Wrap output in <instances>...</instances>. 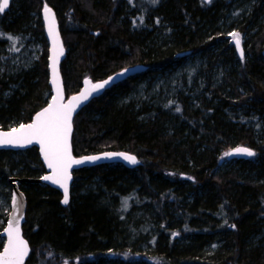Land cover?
<instances>
[{
  "label": "trees",
  "instance_id": "obj_1",
  "mask_svg": "<svg viewBox=\"0 0 264 264\" xmlns=\"http://www.w3.org/2000/svg\"><path fill=\"white\" fill-rule=\"evenodd\" d=\"M13 1L12 9L15 3L19 6L17 17L0 14V46L8 37L30 31L24 25L33 13L41 15L45 5L53 8L67 50L61 65L67 99L80 92L86 79L96 83L127 67L147 66L145 73L91 101L75 117L72 137L76 157L127 152L138 158V167L112 164L75 171L67 206L60 192L47 185L21 184L27 199L23 231L31 247L26 264H264V138L257 142L247 125L249 114H225V107L235 104L249 106L256 119L264 117V21L259 20L264 0H258L248 18L247 24L256 23L259 29L252 32L246 61L238 60L240 66L218 88L222 105L193 109L181 98L170 109L140 112L133 103L118 105L117 96L129 95L137 80L154 69L164 70L182 56L207 53L218 41H208L205 31L217 23L213 3ZM223 2L231 7L234 0ZM40 23L39 18L37 35L44 34ZM155 34L171 46H158ZM43 47L33 73L14 80L20 89L6 96L10 88L0 78L1 130L31 123L49 104L45 38ZM144 111L152 114L141 118ZM235 145L253 149L255 161H236L239 169L219 171L218 154ZM45 173L36 147L0 151L4 186H11L10 178ZM3 247L0 232V252Z\"/></svg>",
  "mask_w": 264,
  "mask_h": 264
},
{
  "label": "rangeland",
  "instance_id": "obj_2",
  "mask_svg": "<svg viewBox=\"0 0 264 264\" xmlns=\"http://www.w3.org/2000/svg\"><path fill=\"white\" fill-rule=\"evenodd\" d=\"M223 1L213 0L209 3L215 5L218 15L216 14L217 23L213 27L208 26L205 29L206 37L208 41L214 38H217L218 41L207 53L202 52L189 57L182 56L181 59H176L170 67L168 66L164 70L154 69L149 76L137 80L129 95L126 97L117 96V104L121 106L133 103L139 112L144 108L166 107L170 109L173 104L178 105L177 102L181 98L187 99L193 109H200L203 104H210L212 108L222 105L221 98L218 96V88L225 84L224 80L228 72L236 70L240 66L238 60L246 61V51L251 46L252 32L255 33L259 29L255 28L256 23L247 24L249 15L258 6V0H234L231 7L226 6ZM18 9L19 6L15 3L14 9L10 7L7 13H12L13 19L17 17ZM39 18L41 19L40 24L43 25L42 16L33 13L31 19L24 25V30L30 29V31L21 32L17 37L11 36V39L8 37L4 45L0 46V53L4 56V60L0 61V78H3L10 88L6 92V96L21 88L22 85L14 80L32 72L41 62L44 54L43 38H45V33L43 35L34 33ZM259 20L264 21V14ZM232 33L240 35V41L245 51L243 60L236 53ZM155 36H157V41L154 42L158 46H171L170 42L163 43L164 38L160 34H155ZM231 51L234 55L232 59L229 57ZM220 52L221 54H219ZM216 55L219 58H216ZM249 57L250 55H248ZM22 81L23 78L20 79L21 83ZM249 110L250 107L247 105L236 107L235 104H230L225 107V114L228 117L249 114L247 115V125L254 131L257 142H261L264 138V117L258 116L256 119L254 110ZM140 114L141 118L145 119L152 114V111L149 113L144 111ZM15 127H19V125H12L11 129ZM237 147L239 146L235 145L233 149ZM230 151L218 154L219 171L240 168L235 160L229 161L228 155H225ZM10 187L0 184V232L6 227L11 211L12 189Z\"/></svg>",
  "mask_w": 264,
  "mask_h": 264
},
{
  "label": "snow or ice",
  "instance_id": "obj_3",
  "mask_svg": "<svg viewBox=\"0 0 264 264\" xmlns=\"http://www.w3.org/2000/svg\"><path fill=\"white\" fill-rule=\"evenodd\" d=\"M152 2L156 3L157 0H152ZM8 4L9 0H2V2H0V13L8 7ZM44 12L45 19L48 22V34L53 41L52 83L57 85V94L52 97V103H50L48 107L37 113L32 123H21L19 127L12 128L7 132H0V145L24 146L26 144H32L33 142L39 144L44 160L47 162L48 168L51 169V175L44 176L43 179L51 181L53 184H57L63 188V203L68 204V181L71 179L69 169L73 164H81L84 160H97L100 158L94 156L76 160L72 157L70 145L72 114L81 100H86L93 92H97L104 88L113 78L109 77L108 80L95 84L86 80L85 83L89 84L90 88L82 92L80 96L72 97L68 104L62 103L63 94L58 84L56 65L59 56L63 55V47L59 45V33L56 30L54 15H51V10L47 8V6H45ZM231 35L235 41L236 48L240 49L241 41L239 33H232ZM9 39H11V37H9ZM240 54L241 57H243L242 50ZM125 71H128V69H125ZM235 152L243 153L248 156H253L255 154L247 148H237ZM232 154L231 152L225 153V155ZM106 155L112 156L117 154L108 153ZM119 155L124 156V159L130 161L132 164L137 163L134 156H128L122 153ZM13 202L14 204L16 203L15 197L13 198ZM18 224L19 220L17 219L15 225L10 222L6 229L8 242L3 252L0 253V264H23V259L28 252V248L26 242L20 238Z\"/></svg>",
  "mask_w": 264,
  "mask_h": 264
},
{
  "label": "water",
  "instance_id": "obj_4",
  "mask_svg": "<svg viewBox=\"0 0 264 264\" xmlns=\"http://www.w3.org/2000/svg\"><path fill=\"white\" fill-rule=\"evenodd\" d=\"M205 1H206V3L209 4L213 0H210V2H209V0H205ZM0 2H2V0H0ZM12 2H13V0H9L8 7L5 8L4 11L1 14H5L10 9V7L12 5ZM45 6H47V5H45ZM45 6L43 8L41 16H42V23H43V27H44L45 39H46V42L48 44L49 86L51 88L52 97H53V96H55L57 94V91H56L57 85H54L52 83V80H53V72H52L53 41H52V38L48 34V22L45 19V12H44ZM47 8H49L51 10V15H54L55 24H56V30L59 33V45H62V47H63V55L59 56L56 68H57V72H58V84L61 87L62 94H63V100L61 102L64 103V104H68L69 101H71L72 97L80 96V94L82 92H84L86 89L90 88V85L85 83L86 80L91 81V83H93V84H95V83L92 80H90V79H86L84 81V83H83V86H82L80 92L67 99V97L65 95L63 77H62V74H61V65L64 62V60L66 59L67 50L65 48V45H64V42H63V38H62V35H61V32H60V25H59V22H58L57 15H56V13H55L53 8H51L49 6H47ZM234 48L236 50V53H237L238 57L243 60L245 58V51H244V48L242 46V43H241V48L237 49L236 46H235V41H234ZM241 50L243 51V57H241V54H240ZM262 53H263V56H264V49H263ZM126 69H128V71H125V69H124V70H122V71L110 76V77L113 78V80L109 84L105 85L104 88L98 90L97 92H93L86 100H81V102L79 103V105L76 107L75 111L72 114V130H71V135H70V145H71L72 157L74 159H76V160H80V159H83V158H86V157H94V156L95 157H100V158L97 159V160H84V162L81 163V164H73L72 167L69 169V173H70V176H71V179L68 181L69 202H70V199H71V188H72V184H73V180H74L73 173L75 171H78V170L83 169V168H92V167H97V166H102V165H112V164H121V165H123V166H125L126 168H129V169H134V168L138 167V165H139L138 158L135 155H132V154L127 153V152H104V153L95 154V155L76 157L74 155V153H73V146H72V137H73V132H74V119H75V117L91 101L103 96L105 92H107L108 90L112 89L114 86L119 85V84L123 83L124 81H126V80H128L130 78H133V77H135L137 75L145 73L147 71V66H145V65H136V66H133V67H130V68H126ZM108 79H109V77L106 78L105 80H108ZM105 80H102V81H99V82H96V83H100V82H103ZM50 103H52V98H51L49 104ZM73 103H75V102H73ZM48 105L46 107H48ZM45 108H43V109H45ZM43 109L40 110L39 112L43 111ZM36 115L33 117V120L35 119ZM33 120H32V122H33ZM7 131H9V130H1L0 129V132H7ZM33 147H36L39 150V153H40V156H41V160H42L43 165L45 167L46 173L43 176H41L40 178H33V179L32 178L31 179L30 178H24V179L10 178L9 179V183H10L11 189H12L11 211H10V215H9V218H8V223H7L6 227L4 228V230L1 233V237L4 239V247H5L7 242H8V235H7L6 229L8 228L9 223L11 222V223H13L15 225L16 220L17 219L19 220V224H18L19 235H20V238L23 241L26 242V245H27V248H28V252H27L26 256L23 259V264H26L27 260L30 257L31 247H30V244L27 241V239L24 237L23 227H24V224L26 222L27 199H26V195L22 191L20 185L23 184V183L47 185V186L57 190L58 192H60V194L62 195V198H64V190H63V188H61L57 184H53L51 181H46V180L43 179L44 176L51 175V169L48 168L47 162L44 160L43 153L40 150V145L39 144L33 142L32 144H26L24 146L0 145V151H15V152H18V151H26V150L31 149ZM237 148H247V149L251 150L253 153L256 154V152L253 149H251L249 147H246V146H239ZM237 148H235V149H237ZM235 149H232L230 151L233 154L232 155H228V160L229 161H231V160L248 161V160H252L255 157V154L253 156H248V155L243 154V153H236ZM108 153H114V154H117V155L108 156V155H106ZM121 153L125 154V155H128V156H134L136 158L137 163L132 164L130 161L124 159V156L119 155ZM14 197H15V200H16L15 204L13 202V198ZM69 202H68V204H69ZM62 204H63V206H67L68 205V204H64L63 203V199H62ZM4 247H3V250H4ZM3 250L0 253H2Z\"/></svg>",
  "mask_w": 264,
  "mask_h": 264
},
{
  "label": "bare ground",
  "instance_id": "obj_5",
  "mask_svg": "<svg viewBox=\"0 0 264 264\" xmlns=\"http://www.w3.org/2000/svg\"><path fill=\"white\" fill-rule=\"evenodd\" d=\"M144 65V64H143ZM130 67V66H129ZM128 68V67H127ZM3 239V238H2Z\"/></svg>",
  "mask_w": 264,
  "mask_h": 264
}]
</instances>
